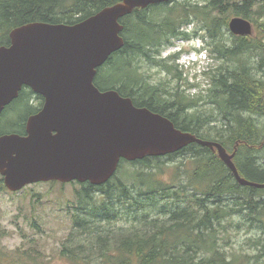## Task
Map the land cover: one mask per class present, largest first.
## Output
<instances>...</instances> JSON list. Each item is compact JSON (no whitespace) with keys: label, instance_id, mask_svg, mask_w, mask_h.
<instances>
[{"label":"trees","instance_id":"trees-1","mask_svg":"<svg viewBox=\"0 0 264 264\" xmlns=\"http://www.w3.org/2000/svg\"><path fill=\"white\" fill-rule=\"evenodd\" d=\"M118 1L0 0V45L9 44L10 30L19 25L32 21L73 24ZM235 15L253 22L260 35L235 36L231 48H222L221 43L215 46L220 55L228 54L235 62L233 67H221L223 70L211 78L209 99L216 105V116L192 110L197 100L184 90H168L164 82H148L149 74L135 63L146 58L158 64L155 57L172 38H189L181 22H187L190 16L201 17L208 34L216 38ZM261 18L264 0H207L201 6L170 0L134 8L119 19L124 44L96 69L94 84L99 90L114 89L130 97L135 106L167 117L182 131L220 143L233 153L242 177L264 183V122L254 117L264 118ZM246 50H255L259 58L252 61L244 57ZM164 65L180 78L175 65ZM21 92L8 106L16 104L26 115H20L6 130L0 123V134H25L27 117L42 106L41 95L31 104ZM29 92L33 94L31 89ZM255 155H262V161ZM178 156L180 161L173 162ZM169 166L174 169L164 178ZM72 183L79 184L72 207H68L72 232L59 253L74 264H248L252 258L249 254L227 255L219 246L230 226H240L232 218L235 213L244 216V223L262 230L248 240L258 257L264 255V188L239 184L217 151L207 146L194 142L165 156L121 159L104 184ZM0 189H7L1 175ZM120 222L125 225L115 226ZM3 234L0 229V237ZM6 255L0 248V264H4Z\"/></svg>","mask_w":264,"mask_h":264},{"label":"water","instance_id":"water-1","mask_svg":"<svg viewBox=\"0 0 264 264\" xmlns=\"http://www.w3.org/2000/svg\"><path fill=\"white\" fill-rule=\"evenodd\" d=\"M167 1L120 0L77 23L32 21L10 30L9 44L0 45V114L23 86L41 95L43 104L27 117L25 134H0V175L7 190L49 181L101 185L121 159L165 156L194 142L216 150L239 184L264 188L239 174L233 153L220 143L176 128L114 89L95 86L96 69L124 44L119 19L134 8ZM228 28L249 35L253 25L235 15Z\"/></svg>","mask_w":264,"mask_h":264},{"label":"rangeland","instance_id":"rangeland-1","mask_svg":"<svg viewBox=\"0 0 264 264\" xmlns=\"http://www.w3.org/2000/svg\"><path fill=\"white\" fill-rule=\"evenodd\" d=\"M206 1L178 0L181 3L198 4V6L204 5ZM259 20L260 23L264 18ZM181 23V28L189 32V38H172L169 45L162 47L159 55L155 57L159 63L161 61L160 65L146 58H139L135 63L140 67V71L149 74L148 82L154 84L164 82L168 90L178 87L179 90H184L186 94L196 98L197 102L192 110L212 113L216 116L218 115L216 105L209 99L211 78L220 72L221 67H233L235 62L228 57V54L220 55L214 48L219 43L224 45L222 48L234 47V37L242 35L231 33L227 25L222 29L220 37L213 38L208 34L201 17L190 16L187 22ZM251 23L252 33L246 36H259V31L255 30L254 23ZM195 30H198L197 35L194 34ZM203 43L206 45L205 49L203 47L202 50L200 49L201 53L196 52ZM176 51H180V54L177 53L175 58H170L169 56L176 54L174 53ZM243 56L252 61L259 58L255 50H246ZM164 62L175 65L181 72L180 78L174 77L165 67ZM28 103L35 104L33 101ZM20 115L25 116L26 113L19 112L16 104L7 105L0 114L2 129L6 130ZM254 117L261 120V123L264 122V118ZM220 122L218 120L217 124L220 125ZM255 156L262 161V155ZM180 159L181 157L178 156L173 162L178 163ZM168 163L172 165L171 162ZM190 165L188 163L186 167L189 168ZM173 166L166 169L164 178L171 176ZM123 167L127 168V165ZM76 188H79V184L68 182L61 185L49 181L29 184L17 192L0 189V229L4 232L0 237V248L7 253V257L3 260L4 264H74L62 257L59 250L62 242L72 232L68 207H72ZM232 218L240 226L229 227L227 218L224 220L229 229L226 238L219 242L220 248L224 249L227 255L242 252L249 254L252 258L248 264H264V255L258 257L256 248L248 240L250 237L262 234V230L244 223V216L241 213L233 214ZM123 225L125 223L120 222L115 226Z\"/></svg>","mask_w":264,"mask_h":264},{"label":"flooded vegetation","instance_id":"flooded-vegetation-1","mask_svg":"<svg viewBox=\"0 0 264 264\" xmlns=\"http://www.w3.org/2000/svg\"><path fill=\"white\" fill-rule=\"evenodd\" d=\"M20 90H22L21 93L24 94L25 99H27V101H33L34 103H36L40 100L39 96L37 94H35V93L32 94L31 92H29L30 88L28 86H23ZM19 93H20V91H19Z\"/></svg>","mask_w":264,"mask_h":264},{"label":"bare ground","instance_id":"bare-ground-1","mask_svg":"<svg viewBox=\"0 0 264 264\" xmlns=\"http://www.w3.org/2000/svg\"><path fill=\"white\" fill-rule=\"evenodd\" d=\"M204 46L206 47L205 43H203L202 46H201L200 48H197V49H196L197 52H200V51L202 50L201 48H203ZM205 47H204V49H205ZM200 49H201V50H200Z\"/></svg>","mask_w":264,"mask_h":264}]
</instances>
